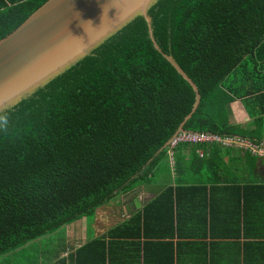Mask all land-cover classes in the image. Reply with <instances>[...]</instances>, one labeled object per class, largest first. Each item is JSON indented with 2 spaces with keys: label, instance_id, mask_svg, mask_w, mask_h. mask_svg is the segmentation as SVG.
Wrapping results in <instances>:
<instances>
[{
  "label": "trees",
  "instance_id": "16d2710c",
  "mask_svg": "<svg viewBox=\"0 0 264 264\" xmlns=\"http://www.w3.org/2000/svg\"><path fill=\"white\" fill-rule=\"evenodd\" d=\"M47 1L0 0V40ZM149 15L162 53L138 17L0 114V259L65 231L64 242L47 246L49 253L42 252L37 264H83L86 254L94 264H106L107 257L115 264L114 254L122 264L128 258L140 264L135 246L125 247L148 241L154 227L163 232L153 236L158 241L185 232L195 237L210 233L212 223L222 219L229 221V230L222 231L236 234L238 216L248 217L255 204L257 221H264V186L232 184L225 177L231 169L225 149L206 143L174 146L184 134L249 139V132L232 124V105L264 91L262 82L256 86L252 80L264 71V0H158ZM163 54L173 57L199 90L200 105L189 120L196 94ZM182 124L185 133L170 143ZM172 170L176 182L161 188L144 210L126 218L120 203L115 206L122 196L138 201L141 186L168 180ZM208 187L216 197H207ZM103 209L110 216L98 227L94 223ZM83 220L93 239L86 247L102 249L84 247L59 260L76 244L69 229L74 232ZM259 226L253 237L258 242L251 245L258 249L257 264H264V224ZM194 259L201 263L197 254ZM226 260L235 263V254L213 252L209 264Z\"/></svg>",
  "mask_w": 264,
  "mask_h": 264
},
{
  "label": "water",
  "instance_id": "95a60500",
  "mask_svg": "<svg viewBox=\"0 0 264 264\" xmlns=\"http://www.w3.org/2000/svg\"><path fill=\"white\" fill-rule=\"evenodd\" d=\"M158 0H48L20 27L0 40V114L31 97L38 89L92 55L124 27L142 17L159 53L149 9ZM164 58L192 87L199 90L173 57ZM185 133L184 124L170 142ZM170 143L168 146H170Z\"/></svg>",
  "mask_w": 264,
  "mask_h": 264
},
{
  "label": "crops",
  "instance_id": "0c3cea01",
  "mask_svg": "<svg viewBox=\"0 0 264 264\" xmlns=\"http://www.w3.org/2000/svg\"><path fill=\"white\" fill-rule=\"evenodd\" d=\"M261 67H264V63H261ZM264 71L255 76L252 80H254L256 85L259 82H262L261 86H264ZM254 84V83H253ZM259 94V93H256ZM256 94L254 96H256ZM252 97L251 99L245 98L242 101H237L232 105V124L235 126L241 127L243 130L250 133L249 139L246 138H238L241 140L249 141L256 145L264 146V91L257 95V97ZM249 109H251V113L249 114ZM210 146H219L224 150V155H226V159H228L227 165L231 167L227 171V175L225 177L228 179H232V184L236 185V187H247V186H264V156H259L253 153L250 149H247L245 146H229L224 144H206ZM191 148L186 149L187 160L190 159V155H192ZM167 166L170 168L174 167V160L172 158V153H170V161ZM172 174L169 176L168 180H164L163 182H158L156 186L148 185L141 186L139 188L140 196L138 197V201L125 200L121 205V209L126 213L124 216L129 218L131 214L138 213L146 207V204L151 202L158 194H160L161 188H166L167 184L173 185L176 182L174 170L171 171ZM232 173V174H231ZM224 177V179H226ZM162 178V177H160ZM164 178V177H163ZM223 178V173H222ZM167 181V182H166ZM217 194L212 190L211 187L207 188V197H216ZM255 208L250 211L248 217L244 214L238 216V224H236L233 229L236 232L224 233L222 230H229L227 227L228 220L222 221V219H217L212 223L210 233L201 232V235L192 237L190 234L186 232L183 234L182 238H178L175 235L174 239L167 240H156L155 235H163V232L160 231L157 227H154L151 231V235L148 233L146 235V240H142L141 245H126V249L132 250L135 246L136 259H134L137 263L140 264H170V260L172 256H174L173 264H195L194 254L200 257L199 264L210 263V257L213 252L216 254H226L227 252H231L235 254L236 261L235 263H229L228 260L224 261V264H257L256 256L258 249L254 248L251 244L258 242L256 238V234H258L259 229L262 230L261 226H259V222L264 224V221H257V211L258 208ZM252 212V213H251ZM227 222V223H226ZM112 227L108 226V230L104 228L102 230V234L107 233ZM248 229V233H247ZM87 228L85 226V232H77L76 233V244L73 248H71L68 253L62 254L59 260L69 259V255L74 251H79L81 248H86L87 251H100L102 249L101 245L90 246L88 243L93 241V239H89L87 235ZM167 233V232H166ZM205 233V234H204ZM238 233V234H237ZM264 234V231H262ZM215 235V237L212 236ZM249 234L250 239H246V235ZM232 235V238H226L225 236ZM84 236V239H83ZM93 237H97L93 234ZM254 237V238H253ZM80 241V242H78ZM264 241V240H263ZM167 242L173 243V246L167 245ZM49 248H46V252L49 253ZM120 248L118 251H121ZM86 254V253H85ZM128 256V255H127ZM102 256L98 255L100 259ZM107 257V253H106ZM121 256L115 255L113 256V262L115 264H122V261H118V258ZM82 259V257H81ZM106 264H110V258L107 257ZM94 257L91 254H86V261L83 264H94L97 263ZM43 261V259L41 260ZM246 261H249L246 263ZM131 259L128 258L127 264H131ZM44 264H52L49 262H44ZM66 264H70L67 262ZM102 264V262H100ZM135 264V263H134Z\"/></svg>",
  "mask_w": 264,
  "mask_h": 264
},
{
  "label": "rangeland",
  "instance_id": "374dc122",
  "mask_svg": "<svg viewBox=\"0 0 264 264\" xmlns=\"http://www.w3.org/2000/svg\"><path fill=\"white\" fill-rule=\"evenodd\" d=\"M129 198H131V196H128V198L122 196L116 202H114V204L116 206L118 203H120L118 206L121 207L123 201L128 200ZM106 211H109V209H103L98 212L96 221L94 223L95 225H98V227L102 226L103 222H105V219L110 216V213ZM86 223L87 221L83 220L79 225H77V229L74 232L72 228H70L69 234L71 236H76L77 232L84 233ZM65 237H67V234L65 231H61L60 233L50 237L49 240L42 239L40 241L30 243L0 259V264H37L39 260L42 259V252H45L47 246L56 245L58 242L61 243V240L64 242Z\"/></svg>",
  "mask_w": 264,
  "mask_h": 264
},
{
  "label": "built area",
  "instance_id": "2783aa9c",
  "mask_svg": "<svg viewBox=\"0 0 264 264\" xmlns=\"http://www.w3.org/2000/svg\"><path fill=\"white\" fill-rule=\"evenodd\" d=\"M178 143H192V144H198V143H206V144H224L229 146H245L247 149H250L253 153L264 156V146L263 145H256L249 141L237 139V138H227L222 139L216 135H200V134H184L177 138V140L174 142V146Z\"/></svg>",
  "mask_w": 264,
  "mask_h": 264
}]
</instances>
